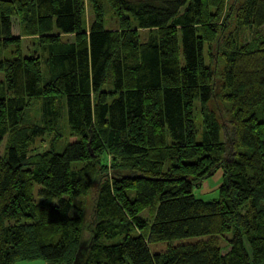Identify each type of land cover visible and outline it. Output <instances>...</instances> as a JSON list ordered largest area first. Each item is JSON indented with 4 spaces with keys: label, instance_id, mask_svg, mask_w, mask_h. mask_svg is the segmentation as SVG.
Masks as SVG:
<instances>
[{
    "label": "trees",
    "instance_id": "trees-1",
    "mask_svg": "<svg viewBox=\"0 0 264 264\" xmlns=\"http://www.w3.org/2000/svg\"><path fill=\"white\" fill-rule=\"evenodd\" d=\"M88 2L0 0V264H264V0Z\"/></svg>",
    "mask_w": 264,
    "mask_h": 264
},
{
    "label": "rangeland",
    "instance_id": "rangeland-1",
    "mask_svg": "<svg viewBox=\"0 0 264 264\" xmlns=\"http://www.w3.org/2000/svg\"><path fill=\"white\" fill-rule=\"evenodd\" d=\"M105 9L103 12L104 15V22H105V28L106 29H111L114 30L117 26V16L115 14V12H113V10L110 8V6L105 2ZM84 18H85V26L88 28L91 19H92V11H91V6L88 2V0H84ZM261 30V35L264 38V25L260 28ZM147 31H141V37H144ZM20 33V29L18 27V23L16 21L15 18H13L12 21V35L13 36H19ZM244 36H246V33L244 34ZM65 40H71L72 36H64L63 37ZM23 45L25 47L28 46V44L30 43V39L28 38H23ZM43 78L46 80L47 79V73L43 67ZM0 81H3V74L0 72ZM40 101H33L30 110L28 111V116L27 119L31 120V122H34L40 119ZM199 119V116H198ZM30 123V121H29ZM199 120L195 119V126L196 128L199 127ZM59 128L63 131L64 135L62 137V139L56 143L55 141L52 140V136L51 135H45L42 137H36L33 141V143L31 145H29L28 149H27V157L31 158V159H35V156L42 153L43 151L47 150V149H51V145H52V141L56 144L54 146V148L56 150H61L65 144L69 141L68 138V128L65 125L64 122V118L60 121L59 123ZM8 136L7 138L4 137L3 141L1 142L0 145V154H2L4 152L5 146L7 144L8 140ZM52 150V149H51ZM31 159L29 161H31ZM221 175L222 173L220 171H218L217 173H215V175L208 179L207 181H205L199 188L194 189L193 193L194 196L198 199H201L203 201H211V200H215L218 197V187L221 184ZM39 190V186L35 185V194L36 196L34 197V199L37 201L38 197H37V192ZM91 193L85 194L79 198H77L76 200H74L76 202L77 205H79L80 207H84L85 211H86V225L90 224V221L92 220V209H93V199L91 198ZM150 210H146L142 213V216L147 219V215H149ZM232 237L231 233H227L225 234L224 238H220V245L224 248L223 252H226V240L225 239H229ZM204 239V237H190V238H185V239H180V240H174V241H168V242H163V243H159V244H155L150 246V250L152 253H163L167 250L168 247H176V246H184V245H189V244H194L197 241ZM15 264H48L47 262L43 261V260H34V261H19Z\"/></svg>",
    "mask_w": 264,
    "mask_h": 264
},
{
    "label": "water",
    "instance_id": "water-1",
    "mask_svg": "<svg viewBox=\"0 0 264 264\" xmlns=\"http://www.w3.org/2000/svg\"><path fill=\"white\" fill-rule=\"evenodd\" d=\"M80 253H81V247H79L72 264H83L82 260L80 259Z\"/></svg>",
    "mask_w": 264,
    "mask_h": 264
}]
</instances>
